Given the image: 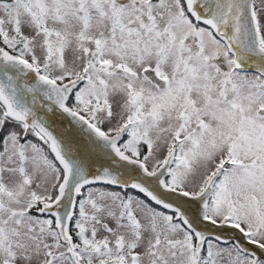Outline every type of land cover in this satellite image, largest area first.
Wrapping results in <instances>:
<instances>
[{"label":"snow or ice","instance_id":"obj_1","mask_svg":"<svg viewBox=\"0 0 264 264\" xmlns=\"http://www.w3.org/2000/svg\"><path fill=\"white\" fill-rule=\"evenodd\" d=\"M0 264H264V0H0Z\"/></svg>","mask_w":264,"mask_h":264}]
</instances>
